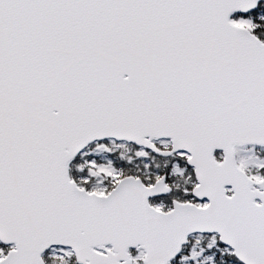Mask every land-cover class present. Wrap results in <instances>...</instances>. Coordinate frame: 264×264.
<instances>
[{"label": "snow or ice", "instance_id": "obj_1", "mask_svg": "<svg viewBox=\"0 0 264 264\" xmlns=\"http://www.w3.org/2000/svg\"><path fill=\"white\" fill-rule=\"evenodd\" d=\"M0 264H264V0H0Z\"/></svg>", "mask_w": 264, "mask_h": 264}]
</instances>
